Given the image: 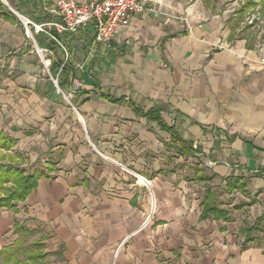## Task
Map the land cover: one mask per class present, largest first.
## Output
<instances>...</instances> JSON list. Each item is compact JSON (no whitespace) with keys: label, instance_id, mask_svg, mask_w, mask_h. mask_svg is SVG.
I'll use <instances>...</instances> for the list:
<instances>
[{"label":"crops","instance_id":"1","mask_svg":"<svg viewBox=\"0 0 264 264\" xmlns=\"http://www.w3.org/2000/svg\"><path fill=\"white\" fill-rule=\"evenodd\" d=\"M6 1L0 159L44 175L0 209V264L32 244L38 264H264V35L232 23L262 0L230 17L218 0H141L110 47L90 26L59 36L69 61L38 37L71 108L14 13L55 21L54 0ZM208 195L224 215L204 214Z\"/></svg>","mask_w":264,"mask_h":264},{"label":"built area","instance_id":"2","mask_svg":"<svg viewBox=\"0 0 264 264\" xmlns=\"http://www.w3.org/2000/svg\"><path fill=\"white\" fill-rule=\"evenodd\" d=\"M0 2L7 5L6 0H0ZM53 4L56 16L55 21L36 23L15 11L14 13L18 17L26 37L30 38L34 43V51L37 54L40 56L43 53L51 54L49 50L37 46L35 37L44 36L61 48L65 56L64 61H67L68 53L61 44L58 38L59 36L66 33L73 34L81 28L90 26L94 32L93 42L96 45L110 47L113 38L119 30L128 26L132 16L141 13L144 9L141 0H54ZM253 19L249 20L250 24ZM259 51L262 56L260 63L264 66V42ZM45 62L43 60V63ZM63 65L59 67L58 74ZM44 66L48 72V64L45 63ZM50 79L62 96L66 98V95L57 86L58 76H50ZM79 86L80 83L78 81L75 80L72 82L73 89H78Z\"/></svg>","mask_w":264,"mask_h":264},{"label":"trees","instance_id":"3","mask_svg":"<svg viewBox=\"0 0 264 264\" xmlns=\"http://www.w3.org/2000/svg\"><path fill=\"white\" fill-rule=\"evenodd\" d=\"M254 0H247L240 9V12H245L253 3ZM51 0H46V3L51 4ZM60 38V37H58ZM60 40V39H59ZM52 45L57 46L55 43L51 42ZM53 48V47H52ZM51 50L53 51V49ZM60 62H58L59 64ZM57 64V65H58ZM55 66V63H53ZM58 66L57 68H59ZM59 77L57 79V86L59 89L63 90L65 85L67 84L69 72L67 67L63 65ZM155 120L159 121V123L163 124L159 118L154 117ZM175 142H179L180 148L178 149L179 153L186 154L188 152V147L184 142L178 137H175ZM175 144V143H174ZM14 145V141L9 137L4 136L2 132H0V148L4 150H9ZM44 175V173L38 169H35L33 172H27L25 169L18 167L17 165L11 163H3L0 159V209H8L14 210L16 209L15 204L19 202H24L27 197L30 195L32 190H34L36 186L37 180ZM209 195L205 197V205H204V214H221L224 215V212L215 210L212 207V204L208 202ZM264 220V217L263 219ZM260 222V220L256 221ZM20 228L16 225L15 231H19ZM254 228L247 230V234L250 235ZM30 232L28 230L22 231V238L28 236ZM31 248L40 249L41 245L32 244L29 246L25 252L26 260L24 262L16 261V252L11 253L9 255L17 264H38V260L42 258L41 254L30 253ZM2 253V252H1ZM11 260V259H10Z\"/></svg>","mask_w":264,"mask_h":264},{"label":"rangeland","instance_id":"4","mask_svg":"<svg viewBox=\"0 0 264 264\" xmlns=\"http://www.w3.org/2000/svg\"><path fill=\"white\" fill-rule=\"evenodd\" d=\"M242 1H246V0H218V7L222 6L223 10L226 13V16L230 17L235 11H237L239 9V5ZM258 6V7H257ZM241 20L237 19L238 21L232 22L233 25H237V27H244V26H252V31H254L255 33H257V36H255L257 39L260 38L262 35H264V0H262L261 4H256L255 7L253 8H249V10H247L246 13H244L241 17ZM255 18V19H253ZM253 19L252 23H249V20ZM40 36H36L35 40L36 43L39 44V40L37 39ZM43 39H45L47 41V39L42 36ZM30 40V38H28ZM256 39V40H257ZM31 45L33 46V50H34V43L30 40ZM37 44V46H38ZM34 54L36 55V57L41 61L42 66L44 67L45 73H47V70L43 64V60L44 62L48 60V57L50 55H48L47 53H43L42 56H40L39 54H37V52L34 51ZM50 58V57H49ZM65 58V56H64ZM70 58V53L68 52V59L67 61H69ZM65 103H67V105L71 108L70 106V101H69V97L68 95H66V98H64ZM73 113H75V110L72 108ZM27 172L32 170V167L30 168H24ZM262 229H264V226L262 227ZM26 244L24 243L21 247H25L26 248ZM24 249V248H23ZM18 259L23 261L26 259V257H24V253L23 252H19L18 254Z\"/></svg>","mask_w":264,"mask_h":264}]
</instances>
